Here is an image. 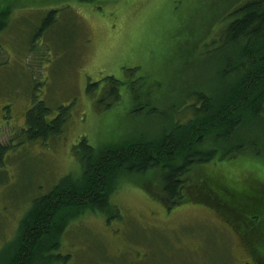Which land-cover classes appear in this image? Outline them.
<instances>
[{
    "label": "rangeland",
    "instance_id": "obj_1",
    "mask_svg": "<svg viewBox=\"0 0 264 264\" xmlns=\"http://www.w3.org/2000/svg\"><path fill=\"white\" fill-rule=\"evenodd\" d=\"M241 1L0 0V141L12 143L0 167V257L33 198L81 174L73 151L81 137L101 146L159 136L168 119L192 115L193 91L216 93L217 40ZM106 75L121 80L117 94L101 92L111 86ZM35 99L51 108L49 121L65 112L61 132L16 136ZM239 135L234 145L244 149L226 157L220 149L184 176L179 203L170 204L156 171L121 176L109 196L117 211L86 209L37 264H244V241L264 255V120ZM244 193L261 210L239 204ZM257 213L260 224L250 228Z\"/></svg>",
    "mask_w": 264,
    "mask_h": 264
},
{
    "label": "trees",
    "instance_id": "obj_2",
    "mask_svg": "<svg viewBox=\"0 0 264 264\" xmlns=\"http://www.w3.org/2000/svg\"><path fill=\"white\" fill-rule=\"evenodd\" d=\"M3 9L9 12L10 6ZM227 18L217 40L222 52V84L216 93L202 88L193 91L195 103L187 106L192 115L186 120L168 119L169 127L159 136L150 138L141 134L101 146L81 137L73 147L82 167L81 174H67L47 193L33 198L20 220L17 234L1 254L0 264H37L42 258L49 259L67 225L86 209L116 212L117 207L109 196L119 186L121 176L156 171L166 198L170 204H176L184 199V176L197 163L209 161L220 149H224L222 156L226 157L240 149L235 150L236 146L244 145H234L242 140L240 132L264 120V0H243L228 12ZM3 24L1 19L0 29ZM103 80L111 85L101 86L104 96L117 94L121 80L114 75H106ZM94 84L89 83V92ZM6 106L8 110L10 106ZM50 111L44 100L35 99L25 109L24 124L16 136L35 140L61 132L67 117L65 112L51 116L49 121ZM11 147L12 143L0 141V167ZM205 186L212 188L208 181Z\"/></svg>",
    "mask_w": 264,
    "mask_h": 264
},
{
    "label": "flooded vegetation",
    "instance_id": "obj_3",
    "mask_svg": "<svg viewBox=\"0 0 264 264\" xmlns=\"http://www.w3.org/2000/svg\"><path fill=\"white\" fill-rule=\"evenodd\" d=\"M8 105H10V104H8ZM5 107V106H4ZM8 109V111L6 110V109H4L3 111H4V113H3V115L2 116H5V117H7L8 116V112H9V109H10V107L9 108H7ZM256 181H261V180H256ZM255 181V182H256ZM260 185V190L262 191L263 189H264V181H261V183L259 184ZM254 186H255V183H254ZM210 190H211V193H210V198L209 199H212V197H211V194L212 195H215V190L213 189V188H209ZM233 193V192H232ZM234 194V193H233ZM251 194V193H250ZM237 199H236V201L239 203V204H244V205H246L247 207H248V205H254V204H252V203H250L249 202V200H250V195H245V193L242 195V196H239L238 194H237ZM208 199V203H210V204H212V205H215L216 206V204H214L211 200H209ZM255 206V205H254ZM252 206L253 208H250L252 211H256L257 209H258V211L259 210H261L258 206ZM260 213H257V220H250L249 221V227L250 228H252V227H255L257 224H260ZM242 234V233H241ZM241 241V243L243 242L242 240H240ZM244 253H245V255H246V261L244 262V264H247V262L249 261V260H251V259H255V260H261V261H264L263 259H264V255H262V253H260L259 251H257L256 249H252L251 247H248V246H246V243H245V241H244Z\"/></svg>",
    "mask_w": 264,
    "mask_h": 264
},
{
    "label": "bare ground",
    "instance_id": "obj_4",
    "mask_svg": "<svg viewBox=\"0 0 264 264\" xmlns=\"http://www.w3.org/2000/svg\"><path fill=\"white\" fill-rule=\"evenodd\" d=\"M46 117V116H45Z\"/></svg>",
    "mask_w": 264,
    "mask_h": 264
}]
</instances>
